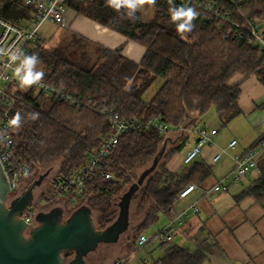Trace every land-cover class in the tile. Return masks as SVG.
Masks as SVG:
<instances>
[{"label": "trees", "instance_id": "1", "mask_svg": "<svg viewBox=\"0 0 264 264\" xmlns=\"http://www.w3.org/2000/svg\"><path fill=\"white\" fill-rule=\"evenodd\" d=\"M15 1L3 8L0 6L2 18L17 20L25 16ZM214 1L233 11L244 22L228 1ZM144 5L153 9L152 19L147 22L143 20L142 9L136 13L135 20H129L108 7L105 0L68 2L69 8L78 14L143 45L146 52L139 62L124 56L121 47L107 48L69 29L50 49L40 38L26 49V54L39 55L41 64L38 68L45 73L44 81L65 87L81 99L79 106H73L53 100L35 87L17 92L19 98L12 117L16 112L25 117L31 112L40 114L38 120H26L19 132H13L15 151L31 168L24 183L30 184L46 163L61 159L59 174L43 199L45 203L53 202L54 184L58 179L82 167L102 139L112 132L109 112L118 113L124 119L139 118L143 123L161 116L173 130H186L194 128L214 109L225 127L240 113V86L250 78H256L264 86V53L246 33L236 35L232 25L219 22L191 5L200 15L188 38L181 39L170 23L167 0ZM22 6L28 9L23 2ZM240 10L248 20H264V0H243ZM129 81L131 90L124 91ZM158 81L159 87L147 99V92ZM89 101L93 102L92 106ZM188 138L183 137L177 146L164 152L159 158L158 170L135 196L138 211L144 212L145 216L133 228L129 239V246L134 251L140 236L157 225L160 215L175 203L184 188L193 183L203 184L213 174L212 167L198 157L180 172L168 169L169 161L182 151ZM263 138L264 134L246 152L256 149ZM166 139L147 127L121 135L103 167V171L112 173L113 178L105 179L100 172L93 174L82 195L71 194L62 200L65 208L77 204L72 213L87 205L93 216L95 211L99 213L95 220L99 229L109 226L118 214L113 209V201L134 183L135 169L158 156ZM259 168L261 176L241 196H252L263 203L264 162ZM216 246L217 243L209 239L196 240L193 250L162 243L160 248L164 254L151 264H203L214 254Z\"/></svg>", "mask_w": 264, "mask_h": 264}, {"label": "built area", "instance_id": "2", "mask_svg": "<svg viewBox=\"0 0 264 264\" xmlns=\"http://www.w3.org/2000/svg\"><path fill=\"white\" fill-rule=\"evenodd\" d=\"M77 1L83 3L92 0ZM226 1L235 7L238 15L244 22H241L234 15L233 11L222 7L214 0H174L176 3L195 6L210 14L219 22L232 25V28L235 29L236 35L238 36L246 33L249 40L259 47L261 53H264V20H248L240 10L243 0ZM68 2L69 0H33L32 3H25L23 0V5L30 9L32 14L27 19L19 18L17 20H8L0 17V49H3L5 53L14 50H22L25 52L30 45H34L39 40V31L45 23L63 27L66 24V11L69 9ZM10 63L8 55L0 54V129L8 127V121L12 117V110L19 98L17 92L22 90L13 77ZM33 87L53 100L62 101L73 106H79L81 104L79 96L71 94L65 87L57 86L44 80L42 86ZM89 105L92 106L93 102L89 101ZM107 115L111 123L112 132L102 139L101 144L91 153L82 167L58 179L54 184V199L56 201H62L71 194L76 197L82 195L87 181L95 173H102L101 175L105 179L113 178V174L104 172L103 167L106 159L116 149L120 136L124 133L139 132L143 127H147L156 130L162 136H167L173 130L161 116L152 117L147 123H143L139 118L124 119L118 113L112 111ZM13 132L9 129V139L5 144H0V161L9 177L8 179L12 188L11 193L13 197H17L21 194L24 180L30 175L31 168L17 155L14 147ZM215 135V131L199 129L198 141L195 143L196 145H194L193 149L184 157V164L187 165L193 162L202 153L204 146L208 144L213 145V137ZM236 141L233 140L229 144V148H234L237 145ZM263 150L264 138L256 149L234 155L233 169L211 187H202L193 183L184 188L175 203L164 213L167 218V224L152 236L146 234L141 235L138 240V246L144 248L151 242L173 244L178 227L183 225L186 219L200 212L197 202H192L183 209H178L175 205L176 202L180 199L188 198L196 190H200L204 197L227 192L232 184L241 181L250 173L259 170L258 156ZM226 153V149L220 150L213 156V161H219L222 155ZM35 214V210L30 206L26 209L23 218L28 224H32ZM114 264H125V259H117Z\"/></svg>", "mask_w": 264, "mask_h": 264}, {"label": "crops", "instance_id": "3", "mask_svg": "<svg viewBox=\"0 0 264 264\" xmlns=\"http://www.w3.org/2000/svg\"><path fill=\"white\" fill-rule=\"evenodd\" d=\"M76 21H79L81 26L73 28L71 24ZM64 26L107 48L121 47L122 54L136 62H139L146 52L143 45L97 24L71 8L66 11ZM239 79L240 77H237V80ZM240 87L241 96L238 100L240 113L228 123L230 136L227 140H219L220 127L218 126L176 130L179 135L176 139L189 137L182 151L186 148L192 135L195 139L194 144L197 143L199 129L216 132L213 137L214 144L204 146L198 159L211 166L216 173L215 176L218 177H223L234 167V155L246 152L258 140L255 139L256 136L264 134L263 84L256 78H250ZM233 140H237V145L234 148H229V144ZM222 149H226L227 153L222 155L219 161L214 162L213 156ZM184 157H178V154L174 155L167 165L168 169L171 172L182 171L185 166ZM258 162L259 165L264 162V150L259 153ZM212 176L200 186L209 187L215 184L216 179L213 180ZM247 176L241 181H245ZM260 176L259 168L255 179ZM239 182L232 184L225 193L208 197H204L200 190H196L188 198L180 199L175 204L178 209H183L192 202L198 203L199 214L186 219L183 225L178 227L175 237L182 236L184 240H191L194 249L196 240L209 239L216 242L215 252L210 255L206 261L207 264H264V202L260 203L252 196H241L251 183L247 186H238ZM163 216L167 222L166 215L163 214Z\"/></svg>", "mask_w": 264, "mask_h": 264}, {"label": "water", "instance_id": "4", "mask_svg": "<svg viewBox=\"0 0 264 264\" xmlns=\"http://www.w3.org/2000/svg\"><path fill=\"white\" fill-rule=\"evenodd\" d=\"M165 152L163 145L137 183L132 184L120 201V210L113 223L97 227L92 209L82 205L66 216L65 208L57 206L36 214V224H28L23 215L33 204L34 188L42 177L19 197L10 200L12 188L0 161V264H88L87 257L102 244H114L128 229L130 202L145 177L154 172ZM70 255V257H68Z\"/></svg>", "mask_w": 264, "mask_h": 264}, {"label": "rangeland", "instance_id": "5", "mask_svg": "<svg viewBox=\"0 0 264 264\" xmlns=\"http://www.w3.org/2000/svg\"><path fill=\"white\" fill-rule=\"evenodd\" d=\"M12 0H0V6L1 8H3V6L9 2H11ZM16 5H18L20 7V11H22L24 13V17L25 19H27L28 17L31 16L32 12L30 9H24V7L22 6V0H17L15 1ZM142 13H143V20L145 22L150 21L152 19V14H153V9L149 6V5H144L142 8ZM0 17H2V15L0 14ZM11 19H15V18H11ZM27 22V21H25ZM29 22V21H28ZM73 28H78L80 23L79 21L74 22L73 24H71ZM81 26V25H80ZM84 27V26H83ZM69 31L67 27L63 26V27H59V26H54L51 25L50 23H45L40 31H39V38L41 41H44V44L46 45L47 48H52L57 44V41L61 38V35H63V33L65 31ZM92 46H90L89 49H91ZM160 81L156 82L151 89L147 92L146 94V98L150 99L155 91L157 90V88L159 87ZM203 126H207V127H212V126H218L220 127V134H219V140H227L230 136V134L228 133V128L230 127V125L224 127L222 125V123L220 122L218 115L216 113V111L214 109H212L207 116L203 117L201 120H199L196 124V128H202ZM186 135V132H185ZM178 133H176V130L173 131L171 130L170 133H168V135L166 136L167 139L164 142V146H165V151L175 147L179 144V142H181L182 139H176L177 138ZM183 137V136H182ZM260 136H256V140L259 139ZM255 140V141H256ZM194 136L192 135L189 142L187 143L186 148H184V150L178 154V157H184L188 151L192 150V148L194 147ZM61 159L54 160L51 161L49 163H46L42 169L41 172L38 176H35L32 178V181L30 182V184L27 185V183H24V186H31L34 181L39 180V177L43 176V179L41 180L40 184L37 185L34 190L32 191L34 193V200H33V204L32 207L35 210L36 214L39 212H47L49 210H51L54 207H57L60 205V207H64V201H56L55 199L53 200V202H46L43 201L44 197L48 196V193L50 190V185L53 183L54 178L59 174V170L61 167ZM153 166V161H150L138 168L135 169L134 171V175H133V182L137 183V181L139 180V178L143 175V173L148 170L149 168H151ZM233 169V168H232ZM230 169V170H232ZM158 170V164H156L154 172ZM153 172V173H154ZM149 174L145 177L144 180V184L147 182V180L150 178V176L153 174ZM214 173V171H213ZM229 173V172H227ZM226 173V174H227ZM216 173L213 174V180L216 179L215 183H217V181H219L221 177L215 176ZM225 175V174H224ZM223 175V176H224ZM257 176V171H254L252 173H250L247 178L245 179V181H241L239 182L238 186H247L250 183L254 182L255 177ZM243 182V183H242ZM29 183V182H28ZM133 183V184H134ZM143 184V185H144ZM142 185V186H143ZM214 185V184H213ZM211 187V186H209ZM129 190V188L127 187V189L118 197L113 201V209H115L117 212L119 213L120 210V201H122V197L125 193H127V191ZM140 190V189H139ZM138 191H136V193L134 194L131 202H130V206H129V227L128 229L120 236V239L118 240V242L114 243V244H102L101 246H99V248L91 253L88 257L89 264H114L115 261L117 259H127L126 264H151L153 262V260L160 258L163 254L164 251L160 248V244L157 242H151L149 243L146 247L144 248H140L139 246L136 248V250L134 251L133 249L130 248L129 245H131L129 239L130 237H132L134 229L143 219H144V212H139L138 211V200L136 199L135 196H137ZM14 199L13 195H11L10 200ZM77 206V204L73 203L70 206H67L65 208V212H66V216H69L70 212L72 209H74ZM98 212L95 211L94 216L95 220H98ZM166 219L165 217L162 215H160V219L159 222L157 223V225L153 226L150 230H148L146 232V235L148 236H152L155 233L158 232V230L160 229V227H163L166 225ZM174 243L173 244H178L182 247H186L189 248L191 250H193V244L190 241L184 240V238L182 236H177L174 238ZM203 264H207L206 262H204Z\"/></svg>", "mask_w": 264, "mask_h": 264}, {"label": "clouds", "instance_id": "6", "mask_svg": "<svg viewBox=\"0 0 264 264\" xmlns=\"http://www.w3.org/2000/svg\"><path fill=\"white\" fill-rule=\"evenodd\" d=\"M25 3H32L33 0H24ZM157 0H105V4L120 13L123 18L129 20L136 19V13L142 9L145 3L155 5ZM169 4L168 13L170 23L175 26V31L181 39H187L188 34L196 27L194 21L199 17L200 13L195 7L188 5L177 6L174 0H167ZM0 54L8 55L10 66L12 67L13 77L17 81L20 89L27 91L33 86H42L45 73L38 68L41 64L39 55L36 53L26 54L22 50L4 52L0 49ZM130 81L125 85L124 91H130ZM39 113L31 112L27 116H22L20 112H16L8 121V127L0 129V144H5L9 139V129L19 132L26 120L36 121L39 119ZM27 174V173H25Z\"/></svg>", "mask_w": 264, "mask_h": 264}, {"label": "flooded vegetation", "instance_id": "7", "mask_svg": "<svg viewBox=\"0 0 264 264\" xmlns=\"http://www.w3.org/2000/svg\"><path fill=\"white\" fill-rule=\"evenodd\" d=\"M28 189V186H23L22 188H21V194H20V196L26 191ZM17 197H19V196H17ZM17 197H14V199L15 198H17ZM118 215V214H117ZM116 215V216H117ZM36 224V220H34V222L32 223V225H35ZM89 257V256H88ZM88 257H87V259H86V261H87V263L89 264V261L90 260H88Z\"/></svg>", "mask_w": 264, "mask_h": 264}]
</instances>
